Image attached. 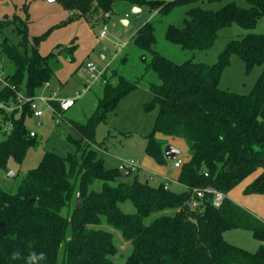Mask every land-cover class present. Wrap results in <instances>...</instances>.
<instances>
[{
	"label": "trees",
	"instance_id": "16d2710c",
	"mask_svg": "<svg viewBox=\"0 0 264 264\" xmlns=\"http://www.w3.org/2000/svg\"><path fill=\"white\" fill-rule=\"evenodd\" d=\"M26 1L22 7L27 10ZM56 1L69 11L68 18L56 25L60 26L80 17L105 22L109 17L103 15L108 12L111 16L119 1H125L129 8L142 10L148 5L168 14L175 7L206 0ZM246 1L247 6L229 1L218 9L193 5L185 10L183 25L168 24L165 38L184 49L207 50L222 28L233 23L246 29L257 25L264 16V0ZM28 16L14 14L0 19V28L10 25L13 33L11 38L0 31V53L14 63L12 83L34 94L61 67V55L74 60L77 44L72 39L70 44L59 43L42 54L39 45L51 28L30 35ZM131 41L145 55V71L152 70L157 76V81L148 82L153 96L143 104L145 111L157 108L146 135L145 152L157 163L167 164V136L183 138L189 153L177 177L183 189L137 177L132 183L116 182L124 171L106 166L90 145L78 156L80 140L94 139L97 126L143 76L131 79L116 70L108 73V67L102 74L105 82L95 109L85 121L69 119L79 135H67L76 151L66 155L46 151L16 190L0 176V264H27L32 252L45 254L40 264H264V218L228 195L256 171L243 192L264 193V33L249 31L228 40L213 63L193 58L177 62L160 52L152 21L143 22ZM233 53L244 60L247 72L256 64L263 66L247 93L219 87ZM112 75L116 81L111 80ZM8 93L13 95L14 91L8 89ZM52 103L56 112L64 111L58 101ZM30 114L27 107L21 113L13 112V129L0 141V171L10 170L11 159L22 162L36 143L37 134L30 135L25 123ZM131 171L128 168V174ZM97 180L101 185L94 189L91 185ZM205 187L226 194L220 205L213 203L212 193L197 195L195 189ZM76 192L80 193V205L75 201L70 212L63 214ZM193 198L200 200V207H191ZM127 201L133 211L123 208ZM103 221L132 242L123 263L111 258L116 245L112 231L101 226ZM234 227L250 229L260 241L258 249L249 251L226 240L223 232ZM14 252L20 253L19 258L12 259Z\"/></svg>",
	"mask_w": 264,
	"mask_h": 264
},
{
	"label": "rangeland",
	"instance_id": "374dc122",
	"mask_svg": "<svg viewBox=\"0 0 264 264\" xmlns=\"http://www.w3.org/2000/svg\"><path fill=\"white\" fill-rule=\"evenodd\" d=\"M36 1L44 2L48 0ZM229 1H235L242 6L248 5L246 0H206L204 2L197 1L188 6H178L168 14H160L157 9H152L148 5H144L142 10L140 8L139 11L134 12L133 8H129V4L125 1H119L115 5V12L105 22L80 17L66 24L56 26L69 16V11L59 2L52 3L51 7L47 8L42 6V2L35 3V0H27L26 10L22 7L25 0H0V19L4 14L9 15L7 18L13 17L14 14L26 18L27 13L29 15V34L32 36L39 35L51 28L46 40L39 45L41 48L48 49L46 52L53 50L59 43L70 44L74 39V43L77 44L74 60H71L70 56L65 54L61 55V67L56 71L52 81L53 86L58 85L60 80L63 83L58 92L59 96H75L77 91L81 92L75 104L62 111V113H55L48 109L40 118L34 115L26 116V126L36 131L37 141L29 147L22 162H16L13 159L9 161V168L15 172V176H8V172L0 171L3 181L10 185L13 190H16L24 174L39 164L46 151H54L61 155L76 151L75 143L69 140L67 135L71 134L76 138L79 135L71 127L69 119L85 121L95 109L98 96L103 89V83L100 79L92 82L88 72L89 62L96 64V71L104 68L109 62L108 73L116 70L131 79H136L142 74L143 76L138 85L119 100L115 110L108 113L105 121L97 126L94 139L89 142L80 140L78 156L81 157L83 149L90 145L103 157L106 166L120 167L123 164L131 166L132 171L129 174L123 172L116 178V182L132 183L136 177L143 181L150 180L155 184L164 181V174L175 170L170 166L174 159H169L168 163L164 165L157 164L145 152L146 135L152 129L157 108L145 111L143 104L152 98L153 93L148 86V82L157 81V76L152 70L145 71L146 61L145 58L143 59L145 55L131 41V36L143 22L152 21L155 25L156 48L160 52L177 62L193 58L196 61L213 63L217 60L219 53L224 49L228 40L241 38L249 31L264 33V16L252 29H246L237 23L222 28L213 46L207 50L184 49L180 45L168 41L165 38V30L169 23L183 25L185 10L193 5L199 4L206 8L218 9ZM124 20L127 22H124ZM105 23H107L109 31L107 36L102 38L99 35ZM11 27L7 25L3 29L0 28V31L12 38ZM123 41H126V45L118 50ZM14 68V63L7 59L5 61L6 73H12ZM262 68L261 64H256L247 72L244 60L238 54L233 53L230 64L222 71L219 87L247 93L255 84ZM111 80L116 81V75H112ZM84 83L92 84L90 88L83 90ZM39 121L41 123H38ZM4 126L5 120L0 113V128ZM5 136L3 131L0 130V141ZM167 137L169 143L181 149L179 157L185 159L189 157L188 146L183 138ZM130 159H134L137 165H129ZM148 160L157 165H163L160 166L161 170L152 169ZM125 168H121L122 171H125ZM162 171L163 173H161ZM152 175L156 178H152ZM100 185L101 182L97 180L91 187L97 189ZM171 187L175 190L183 189L181 184L175 182L172 183ZM238 188L237 186L234 190L238 191ZM77 193L69 206L63 209V214L70 212L76 201ZM123 208L129 211L134 210L133 205L128 201L123 203ZM166 211L171 212L172 210ZM153 216L154 214L147 220H150ZM101 226L111 230L114 236L116 252L111 255L112 260L123 263L132 250L131 240L125 238L121 231L111 227L105 221L102 222ZM223 236L229 242L249 251H256L260 245V241L253 236L252 231L248 228H229L223 232Z\"/></svg>",
	"mask_w": 264,
	"mask_h": 264
},
{
	"label": "built area",
	"instance_id": "2783aa9c",
	"mask_svg": "<svg viewBox=\"0 0 264 264\" xmlns=\"http://www.w3.org/2000/svg\"><path fill=\"white\" fill-rule=\"evenodd\" d=\"M105 17H109V13H105ZM108 25L105 23L100 31V37H106L108 34ZM126 45V41H123L122 44L119 45V48H122ZM9 59L5 54L0 53V113L3 115L5 120V126L0 128L5 135L9 134L13 129V120L12 114L13 112L21 113L27 107L31 110L30 115H34L38 118L43 116L48 109H51L53 112L55 108L53 106L52 101H58L61 109L66 110L75 104L78 97L81 95L80 91H77L75 96H59L56 90H53L50 87V81H46L41 87H39L34 94H28L25 88H18L11 81V73H6L5 71V61ZM109 62L106 64L104 68L99 71H96V64L91 63L88 65V72L90 73V77L92 78V82L100 79L101 82H105L102 79L103 72L109 67ZM92 83L86 84L83 90L88 89ZM8 89L14 91V94L8 93ZM58 113V112H56ZM38 123H41L40 121ZM30 135L37 134L35 130L30 129ZM129 165L136 166L137 162L134 159L129 160ZM183 160L180 157H177L173 161V165L175 167H180ZM128 169L131 166H126L125 164L120 165V168ZM171 178L165 179V185L168 186ZM197 195L202 197L205 192H209L213 194V203L215 205H220L226 194L216 188L213 187H205L202 189H195ZM189 204L193 208L200 207V200L198 198H193Z\"/></svg>",
	"mask_w": 264,
	"mask_h": 264
},
{
	"label": "crops",
	"instance_id": "0c3cea01",
	"mask_svg": "<svg viewBox=\"0 0 264 264\" xmlns=\"http://www.w3.org/2000/svg\"><path fill=\"white\" fill-rule=\"evenodd\" d=\"M38 2H42V6L43 7H47V8H50L51 6L50 5H52V3H55V2H57L56 0H53V1H51V0H48V1H36L35 0V3H38ZM6 4H7V2H6ZM14 4H17V3H14ZM68 11V10H67ZM66 11V12H67ZM5 15V14H4ZM4 15H3V17H4ZM46 40V39H45ZM45 40H43L42 41V43L45 41ZM45 48H41V46H40V52L42 53V54H45V53H47L46 51L48 50H44ZM45 51V52H44ZM49 52V51H48ZM90 63H92V62H90ZM89 65V64H88ZM61 84H63L62 83V81L60 80V82L58 83V85H56V86H53V81H52V79H51V81H50V87L49 88H51V89H53V90H56L57 91V93L59 92V89L61 88ZM86 84L87 83H84V86H86ZM91 87V86H90ZM89 87V88H90ZM179 157V156H178ZM181 158V157H180ZM188 158H182V160L183 161H185V160H187ZM149 161V160H148ZM150 162V167H152V169H155V170H158V171H160L161 169H160V166H163V165H157V164H155L156 163V161H154L155 163H153L151 160L149 161ZM154 164V165H153ZM170 166L172 167V168H175V170L174 171H172V172H169L168 174H164V178L165 179H167V178H171L170 179V182H169V185L171 186L172 185V183H179V184H181L178 180H177V177H178V173H179V168L180 167H175L174 165H173V162L170 164ZM161 173H163V171L161 172ZM164 173H165V171H164ZM128 174V173H127ZM258 174V172L256 171V172H254L253 174H251V175H249L247 178H245L242 182H240L238 185H236L234 188H232L229 192H228V195L234 200V201H236L237 203H239V204H241L242 206H245L246 208H248V209H250L253 213H255L257 216H259V217H261V218H264V193H250V194H246V193H244L243 192V189H244V187L256 176ZM153 176V175H152ZM154 178H156L155 176H154ZM182 186H183V184H181ZM239 187L238 188V191H235L234 189L236 188V187ZM234 192V193H233ZM233 195V196H232Z\"/></svg>",
	"mask_w": 264,
	"mask_h": 264
},
{
	"label": "water",
	"instance_id": "95a60500",
	"mask_svg": "<svg viewBox=\"0 0 264 264\" xmlns=\"http://www.w3.org/2000/svg\"><path fill=\"white\" fill-rule=\"evenodd\" d=\"M51 1H53V0H51ZM139 10H140V7H138V6H134L133 7V11L134 12H137ZM8 16H9L8 14H5L4 15V18H7ZM124 22H127V21L124 20ZM144 58H145V56L143 57V59ZM90 64L91 63L89 62V65ZM164 153H165L166 158H168V159H175V158H177L181 154V149L178 146H176V145H174L172 143H167L164 146ZM124 173L127 174L128 173V169H126L124 171ZM8 176H15V172L12 171V170H9L8 171ZM152 178H154V176H152ZM79 205H80V193L78 192L77 193V197H76V206H79Z\"/></svg>",
	"mask_w": 264,
	"mask_h": 264
},
{
	"label": "clouds",
	"instance_id": "9594fccd",
	"mask_svg": "<svg viewBox=\"0 0 264 264\" xmlns=\"http://www.w3.org/2000/svg\"><path fill=\"white\" fill-rule=\"evenodd\" d=\"M19 256H20L19 252H14L12 254V259H17L19 258ZM45 259H46V256L44 253L37 254L35 252H32L27 257V264H40V262L44 261Z\"/></svg>",
	"mask_w": 264,
	"mask_h": 264
}]
</instances>
